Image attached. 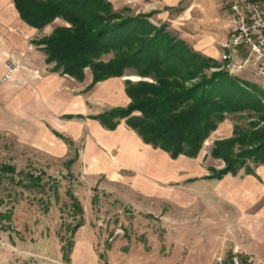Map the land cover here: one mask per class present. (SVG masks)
<instances>
[{"label":"rangeland","instance_id":"obj_1","mask_svg":"<svg viewBox=\"0 0 264 264\" xmlns=\"http://www.w3.org/2000/svg\"><path fill=\"white\" fill-rule=\"evenodd\" d=\"M108 1H111L112 8L115 11L129 8L128 11L122 12L123 15H135L144 13L141 11H146L145 13L150 11L147 5H142L137 9L133 3L128 6L129 2L124 5L119 0ZM157 18L153 16L150 21L157 25L165 23L171 34L178 38L190 40V43L201 40L203 38L202 34H205L200 33L202 30L205 32V29H203L202 24H197V21L201 19L196 17L177 16L175 18L169 15L166 19L157 20ZM60 24H63V21L56 19L46 27L45 31H49L52 26ZM222 30L224 29L218 27L217 34L219 32V35L225 34L227 37V34L223 33ZM42 35L39 34L35 38H40ZM218 46L220 48L219 43ZM219 48L217 58H215L217 61H219L221 52ZM243 54L245 53L240 52L237 58L238 61ZM111 57L112 52L102 55L103 59ZM9 61L13 60L7 58L4 62ZM14 65L16 71L18 65L15 62ZM228 70L230 74L255 83L264 89V75L257 74L248 67L242 69L232 67ZM210 71L212 70L208 69L206 73ZM122 77L133 80L139 79L138 76L134 75L131 68L127 69ZM96 85L87 90L86 87H79L77 91L79 96L90 95L93 102L89 101V103L91 105L95 103L94 107L91 106V110H87L85 107L81 108L82 110L79 113L88 114V117L90 114H99L108 107L122 103L117 99L102 96L101 90ZM6 93L8 92H4V94ZM9 93H14V91L9 90ZM17 100L14 102H23L21 98ZM54 116L57 118V121L55 120L57 126L55 127L58 128L49 126V128L51 127L50 130L47 128L48 131L40 134V138L42 137L40 141L45 143L44 146L40 143L30 144L29 137H25L23 131L21 132L23 135H18L16 129H14V133L11 130L0 129V264H70L62 258L63 251H68L69 255L74 232L83 225H86V228L91 231L94 227L100 235L106 238L112 236L111 239L122 240L120 245L123 247L125 245L127 247L126 243L136 241L144 245L143 251H150L157 242L156 248L153 249H155V254L159 253L161 261L173 258L174 264H194L193 259L189 258L184 263V260H182V256L184 257L187 253L193 252V243L189 240H183L180 243L183 248L177 249L176 246L179 247V244H175L170 239L174 235V229L180 240L184 229L190 231V233H195V236L203 241L207 240L209 236L204 234L206 231L205 219H214L220 212L217 209L214 210L213 207L208 208V204L215 200L220 209L223 211L228 209V212H230L228 207L237 199L233 201L231 196L229 197L223 192L222 188H232L234 185V183H228L224 179L228 177L227 175L235 177L240 171H244V168H241L236 174L226 173L220 178H211L207 175L185 178L183 170L176 167L180 162V156L183 155L176 158L169 155L166 158L162 153L155 155L152 152L149 153L152 157L149 158L148 163H139L133 168L131 167L133 164L128 163L129 166L131 165L128 168L131 171L127 173V176H132L133 178L130 181L133 180L135 184L129 188V185L123 182L125 170L117 175L112 172L110 164L102 163V161H98L93 157L86 159L83 147L84 138L85 134L93 129L92 125L87 123V119L79 116L75 117L80 125L78 126V136L75 137L74 131H70L73 125L66 122V116ZM91 120L99 123L96 119L91 118ZM256 120L257 114L249 110L227 114L225 119L218 124L217 128L205 140L197 156L189 158L200 156L202 158L201 162L207 166V170H209L208 159H212V161L215 159L221 162L222 166L220 167L222 168L224 162L210 155L213 141L232 136L234 126L246 129L249 128L251 121ZM5 123L6 120H3V125ZM82 123H84L83 128L81 127ZM41 125L44 124L41 123ZM259 126H264V123L261 122ZM27 132L28 135L32 134L35 129L27 130ZM37 133H40V131ZM54 136L63 144H61L63 149H57L54 144L49 142L50 137L53 138ZM163 160L166 162H163ZM185 163L184 159V167H186ZM246 163L253 169L259 165L264 166L263 163L253 162L251 158H247ZM3 166L13 167L14 170H3ZM211 168L220 169L216 164ZM201 180L211 181L204 183ZM198 182L199 184H197ZM237 183L239 185L236 186V190L239 194L243 185L242 182ZM170 184L172 186L184 184L188 186L186 188L188 191L192 190V186L197 187L195 193L191 194L198 203L205 206V211L204 217L198 219L195 222L196 226L192 225L191 229L188 226L179 225L177 228H171L167 225L196 219V215L191 212V207L183 208L190 206L188 205L187 196V200H182L181 193L174 192L173 198L175 201H173V204L169 200L170 197H167V201L160 197L159 194L162 191H166L167 188L170 191L168 187ZM173 188L180 190L179 186ZM145 192L148 194H145ZM177 200L182 204L177 203ZM78 206H81L82 211L78 210ZM9 213L10 218L6 216ZM231 216H233L232 213L229 214V218ZM214 228L217 229V234L221 230L219 226H214ZM88 229H85V231ZM149 229L152 231H149ZM211 242L214 244V241Z\"/></svg>","mask_w":264,"mask_h":264},{"label":"trees","instance_id":"obj_2","mask_svg":"<svg viewBox=\"0 0 264 264\" xmlns=\"http://www.w3.org/2000/svg\"><path fill=\"white\" fill-rule=\"evenodd\" d=\"M13 3L20 18L39 31L56 19L63 21L31 41L43 50L53 71L82 81L90 69L92 79L86 90L108 78L124 76L129 68L139 77L124 79L127 104L89 115L103 127L114 129L124 119L153 148L172 158L196 157L227 114L249 110L257 114L249 128L234 126L232 136L213 141L210 155L221 159L224 166L218 170L209 166L207 177L236 174L241 168L255 174L247 158L264 164V126H259L264 123V89L230 74L224 63L191 48L171 34L165 23L150 21V13L123 15L129 8L115 11L108 0ZM110 52L111 58H102ZM208 69L212 71L206 73ZM77 208L82 211L81 206ZM6 216L10 218V213ZM62 258L68 261V251H63Z\"/></svg>","mask_w":264,"mask_h":264},{"label":"crops","instance_id":"obj_3","mask_svg":"<svg viewBox=\"0 0 264 264\" xmlns=\"http://www.w3.org/2000/svg\"><path fill=\"white\" fill-rule=\"evenodd\" d=\"M124 5L133 3L138 9L142 5H147L150 18L155 16L157 20L163 19L172 15V17H196L201 19L197 24H202L203 32L200 31L203 38L196 42L190 43V40L183 39L191 48L203 53L204 55L217 58L218 43H224L226 36L217 34L219 29L223 28V33L227 34V25H229V12L222 2L219 0H119ZM111 2V1H110ZM146 12V11H141ZM199 26V25H198ZM53 28V26H52ZM45 31L46 27L39 31L26 22H24L17 10L15 9L13 0H0V129L11 130L14 129L18 135L29 137L30 144L41 142L40 134L50 130L57 124V118L54 115H70L65 117L66 122L73 125L71 132L74 131L77 137L79 130V122L75 119L82 109L91 110L94 107L92 97L89 95H78V89L85 88L92 79L90 69L85 71V76L82 81H78L66 74H60L52 70L53 64L45 62V54L40 47L33 44L31 41L36 39L39 34L50 33ZM220 31V30H219ZM180 38V37H179ZM10 58L17 65L16 71L12 72L11 77L4 78L7 69L5 67V60ZM123 77H111L97 83V87L101 90L102 96L107 98L117 99L120 102L118 105H125L129 101L124 92ZM9 90L14 93H9ZM4 92H8L4 94ZM91 97V98H89ZM21 98L23 102L15 103L17 99ZM18 101V100H17ZM48 105V106H47ZM117 106V105H114ZM109 108V107H108ZM107 109V108H106ZM105 110V109H104ZM103 110V111H104ZM94 115V114H90ZM93 127L90 132L85 134V141L83 143L84 155L88 159L93 157L98 161L105 162L109 165L114 174L120 175L123 173V182L129 185H135L133 177H128L127 173L131 171L128 169L132 164V168L139 163H148L152 156L149 153L159 155L162 153L164 157L168 158L169 154L165 151L153 148L150 144H146L137 135V133L129 128L123 119L119 121L114 129H107L97 121L91 120L87 115H83ZM82 118V119H83ZM3 120L6 123L3 125ZM59 120V119H58ZM43 123L44 125H41ZM47 123V124H46ZM84 123L81 127L83 128ZM49 126H51L49 128ZM48 128V129H47ZM35 129V132L28 135L27 130ZM55 129V130H56ZM40 131V133H37ZM56 132V131H54ZM49 142L54 144L58 149H63L62 143L55 136L50 137ZM38 144V145H40ZM62 144V145H61ZM61 152V150H60ZM155 157V156H154ZM185 159V165L183 160ZM180 162L176 167L183 170L185 178L204 177L209 174L207 166L202 161V158H189L187 156H180ZM156 161V160H155ZM163 162H166L163 160ZM208 166L216 164L221 168V162L212 161L208 159ZM128 163H131L129 166ZM214 163V164H213ZM157 165V161L155 162ZM213 164V165H212ZM186 172H185V170ZM127 171V172H126ZM160 171V170H159ZM167 172V171H166ZM182 172V171H181ZM254 174H247L245 171H240L235 177L227 175L224 180L228 183H234L232 188H222L223 192L233 199H237L231 203L230 212L220 209L215 200L208 204V208L213 207L217 209L219 215L214 219H205L206 231L204 234L208 235L207 240L203 241L195 236V233H190L184 229L181 234V240L178 239V233L174 229V235L171 236L175 244L178 243L177 249L183 248L180 243L183 240H189L193 243V252L182 256L183 263L188 259H193L194 264H209L214 255L218 253L230 252L232 249L245 251L251 253L256 258L264 262V166L259 165L255 167ZM168 173V172H167ZM125 178V179H124ZM120 179V178H119ZM204 183L210 182L201 180ZM135 182V181H134ZM200 182V181H199ZM199 182L197 184H199ZM242 182V190L237 193L236 186ZM201 183V182H200ZM216 183V181H215ZM214 184V182H213ZM179 186L180 190L173 187ZM166 191H162L159 195L162 199L167 201V197L173 204L174 192L181 193L182 200L188 198V207L191 212L196 215V219L184 221L179 223L167 224L171 228L180 226H196L195 222L203 218L205 206L198 203L196 198L191 194L197 190L192 186V190H187L188 186L177 185L168 186ZM214 187V185H213ZM190 188V187H189ZM145 189V188H144ZM182 191V192H181ZM215 191V190H214ZM216 192V191H215ZM218 192V191H217ZM220 192V189H219ZM145 194H148L145 192ZM187 196V198H186ZM164 197V198H163ZM222 197H224L222 195ZM179 204L180 201H176ZM185 202V201H183ZM219 203V202H218ZM201 204L202 206H200ZM214 205V206H213ZM185 206V205H183ZM233 216L229 218V214ZM202 221V220H201ZM200 221V223H201ZM198 222V224L200 225ZM88 225V224H87ZM89 226L93 227L91 224ZM214 226H219L221 229L217 234V229ZM199 228V227H198ZM86 225L81 226L74 232L72 238V245L68 255V262L70 264H172L173 258L161 261L159 253H154L157 242L150 251H143L144 245L141 242L126 243L127 247L120 245L122 240L106 238L99 234V231L94 227L91 230L85 231ZM149 231H152L149 229ZM172 241V242H173ZM214 241V244L211 242ZM125 244V243H124ZM153 249V250H152ZM203 251L205 255L203 256ZM181 253V252H180ZM180 253H178L180 255ZM176 255L177 257L179 255ZM173 257V256H172ZM176 257V258H177ZM159 262V263H157ZM174 264V263H173Z\"/></svg>","mask_w":264,"mask_h":264},{"label":"built area","instance_id":"obj_4","mask_svg":"<svg viewBox=\"0 0 264 264\" xmlns=\"http://www.w3.org/2000/svg\"><path fill=\"white\" fill-rule=\"evenodd\" d=\"M229 12L227 37L221 44L219 61L225 68L248 67L264 75V0H219ZM240 52H243L238 61ZM4 78L15 71L13 61L5 63ZM229 71V70H228ZM209 264H264L254 255L232 249L230 252L214 255Z\"/></svg>","mask_w":264,"mask_h":264}]
</instances>
